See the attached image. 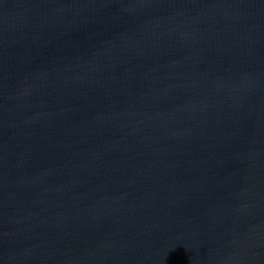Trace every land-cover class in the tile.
I'll list each match as a JSON object with an SVG mask.
<instances>
[{
	"label": "water",
	"instance_id": "95a60500",
	"mask_svg": "<svg viewBox=\"0 0 264 264\" xmlns=\"http://www.w3.org/2000/svg\"><path fill=\"white\" fill-rule=\"evenodd\" d=\"M0 264H264V0H0Z\"/></svg>",
	"mask_w": 264,
	"mask_h": 264
}]
</instances>
